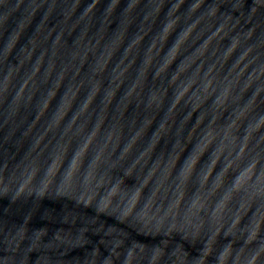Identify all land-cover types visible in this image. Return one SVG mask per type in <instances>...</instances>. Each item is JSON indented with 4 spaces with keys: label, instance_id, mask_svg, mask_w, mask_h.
I'll list each match as a JSON object with an SVG mask.
<instances>
[{
    "label": "water",
    "instance_id": "1",
    "mask_svg": "<svg viewBox=\"0 0 264 264\" xmlns=\"http://www.w3.org/2000/svg\"><path fill=\"white\" fill-rule=\"evenodd\" d=\"M0 264H264V0H0Z\"/></svg>",
    "mask_w": 264,
    "mask_h": 264
}]
</instances>
